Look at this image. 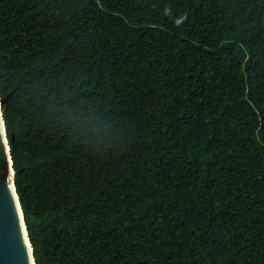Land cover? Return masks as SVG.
Segmentation results:
<instances>
[{"label": "trees", "instance_id": "16d2710c", "mask_svg": "<svg viewBox=\"0 0 264 264\" xmlns=\"http://www.w3.org/2000/svg\"><path fill=\"white\" fill-rule=\"evenodd\" d=\"M0 97L35 264H264V0H0Z\"/></svg>", "mask_w": 264, "mask_h": 264}, {"label": "water", "instance_id": "95a60500", "mask_svg": "<svg viewBox=\"0 0 264 264\" xmlns=\"http://www.w3.org/2000/svg\"><path fill=\"white\" fill-rule=\"evenodd\" d=\"M0 97V264H35L14 168Z\"/></svg>", "mask_w": 264, "mask_h": 264}]
</instances>
